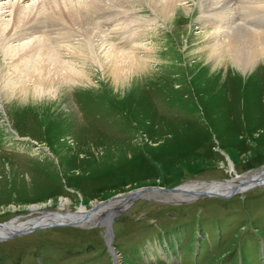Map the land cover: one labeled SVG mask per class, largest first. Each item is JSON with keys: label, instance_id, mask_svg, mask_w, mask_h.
<instances>
[{"label": "rangeland", "instance_id": "obj_1", "mask_svg": "<svg viewBox=\"0 0 264 264\" xmlns=\"http://www.w3.org/2000/svg\"><path fill=\"white\" fill-rule=\"evenodd\" d=\"M202 1H186L190 10L175 19L179 30L171 35L146 0H135L137 14L151 19L137 33H113L111 24L119 19L105 16L103 27H109L111 39L124 51L137 48L135 57L151 68H128L121 73L122 88L84 58L81 48L88 47L91 34L94 42L98 39L96 31L85 40L79 33L73 39L64 35L61 60L83 65L92 80L59 91L64 100L57 108L74 109L86 121L77 130L56 112L53 97L28 105L13 103L9 95L8 106L7 98H0V222L18 218V224L42 211L72 213L145 185L227 180L264 164V64L259 63L256 78L232 69L226 77L225 72L211 76L204 66L211 48L203 50L210 39L203 37L213 28L201 19ZM230 5L234 16L214 13L217 23L252 28L264 22V0H231ZM8 10L1 20H9ZM29 38L17 36L6 44L18 46ZM2 52L0 65L5 63ZM33 205L38 212L29 210ZM110 225L117 264H264V185L228 197L202 194L178 202L139 197ZM0 264L113 261L103 224L63 223L0 240Z\"/></svg>", "mask_w": 264, "mask_h": 264}, {"label": "bare ground", "instance_id": "obj_2", "mask_svg": "<svg viewBox=\"0 0 264 264\" xmlns=\"http://www.w3.org/2000/svg\"><path fill=\"white\" fill-rule=\"evenodd\" d=\"M146 1L152 13L162 18L168 24L170 27V35L172 33L175 34L174 32L179 30L178 27L174 26L175 19L177 18L176 20H178L180 17H184L190 10L189 6L186 5V1L189 0ZM220 2L222 6L216 7ZM230 2L231 0L202 1L203 11L200 14L201 19L211 23L213 28L212 33H205L206 35L203 37L204 40L207 37L211 41H208L203 46V50L211 48L204 57L207 62L204 66L212 74L211 76L217 75V73L222 75L225 72L224 75L226 77L228 70L232 69L234 72H239V74H249V77L256 78L261 67L259 63L264 64V61L259 62L264 59V22L257 21V25L252 28L241 23H236L235 25L233 22L226 23L225 21L217 23L216 17L212 14L220 13L223 15L226 13V18L233 15ZM245 3L249 2L246 1ZM227 4L229 5L224 9ZM8 7L9 13L7 15L11 16L8 18L9 20H1L2 17L0 18V48L3 50L2 53L5 62L4 65H0V98L2 101L3 97L4 99L7 98V106L12 102L10 99L8 100L9 95L15 97L16 101H13V103L18 102L21 104V101H23L28 105L39 97H53L56 106L54 105L55 103L52 105L56 107V112L63 115V118L66 116L70 120L69 124L70 127H73V130H77L80 128L79 126L85 125L86 121L81 119V117H77V112L74 109L69 108L64 110V106L59 109L57 108L64 100V95L59 93L61 88H63L62 86L66 87L77 82L85 83V85L92 83V80L89 79L90 73L81 68L83 65L76 67L77 64L75 66L72 62L69 63L61 60L62 53L59 49V41L65 40L64 35H67L68 39H70L73 34L79 33L84 36L83 39H88L89 34L96 31L97 33H94L98 36V39L94 42L95 39L91 34V39L89 38V42H87L88 47H85L86 49L81 48L84 58L86 56L85 59H90L89 61L92 60V63L98 64L100 71H103V76L108 75L111 77V83L117 88H122L121 86L124 83L120 81L121 73L126 72L128 68V71L134 69L138 72L151 69L149 65L140 62L136 58L137 56L135 57L137 48L130 47L129 50L124 51V48H120L109 36L111 33V30L107 32L109 27L107 29L103 27L105 21L109 19L105 16H109L110 19L113 17L114 22L116 20L115 18L118 17L119 21L116 22L118 24H111L112 31H115L113 33H118V35L127 29H133L134 33H137L141 28L145 27L143 24H146L151 19L149 18L146 21L137 14L139 12L135 9V0H30V2L27 0H6L0 2V16L4 14V9ZM258 23L262 25L261 28ZM258 27L259 30L261 29V32L257 31ZM21 35H28L30 38L18 46L10 44L11 46L9 45V47L6 44L10 42L8 40L17 36L21 37ZM110 45L112 48H107ZM201 58L203 59V57ZM156 61L160 62L164 61V59H158ZM142 78H145V76H142ZM143 81L145 82L146 80ZM105 104L107 103L105 102ZM19 106L21 107L22 105ZM104 110L106 111L107 108ZM263 171L264 167L236 175L227 180L185 182L179 185L181 190L177 192L160 193L156 191H145L143 193L146 196L158 197L161 195L166 198H184L201 195L210 190L223 191L237 184H243V189H246L251 185H255L249 183H254L255 181L259 183L264 182ZM115 197L107 203L111 209L117 207L119 203L129 200V197L126 199L124 197L120 198L119 196ZM122 198L124 199L123 201ZM64 203L65 199L61 201L62 207ZM38 209L39 207L36 205L29 207V210L35 212H38ZM82 209L83 207L72 213L67 212L63 214L62 212L46 211L44 215H42V211V214L40 213V215L34 218L32 217V219L29 218V220L27 219V221L18 224L16 223L18 222L16 220H19L18 218L0 222V237L13 230L25 229L33 227L34 225L37 226L32 229L42 226H54V222L58 224L60 220L80 216L82 213L79 210ZM95 212L93 211V213ZM93 213L90 215H94ZM58 218L60 219L57 220ZM30 230L29 228L23 232Z\"/></svg>", "mask_w": 264, "mask_h": 264}, {"label": "water", "instance_id": "obj_3", "mask_svg": "<svg viewBox=\"0 0 264 264\" xmlns=\"http://www.w3.org/2000/svg\"><path fill=\"white\" fill-rule=\"evenodd\" d=\"M263 167H264V164H262L258 167H255V168H251L249 170H252V169L258 170V169H262ZM191 180H198V179H187V180L182 181L181 183H185V182L191 181ZM201 181H211V180H201ZM249 184L264 185V182L259 183V182L255 181L254 183H249ZM240 185H242V186H240ZM243 188H244L243 184H237V185H232L223 191L210 190L207 193H202V194L206 195V196L216 195V196L228 197V196L232 195L233 193H235L236 191L242 190ZM178 190L179 191L181 190V188H179V183L176 185L170 186V187H164L161 185L140 186V187L134 188L133 190L125 191V192L118 194L120 198L124 197V199H126L127 197H129V200L123 201L124 199L122 198L123 202L119 203L118 206L114 207L113 209L109 208V205H107V203L110 202L113 198H116L115 196H118V195H111V196L106 197L104 199L92 201L88 207H86V208L83 207L82 210H79V212L82 213L80 216H78L76 218L72 217L71 219L60 220L58 222V224H63V223L65 224L66 223V224H75V225H84V226H91L93 224H95V225L103 224L104 225V237H105V241H106L107 250L113 259V264H117L116 250L114 249V247L111 243L112 232H111L110 223H111L112 217L115 214H117L118 212H120L121 210H123L124 208H126L127 206H129L136 198H139V197H148L150 199L151 198L152 199H159L161 201L178 202V201L191 200V199H194V198L199 196V195H196V196H189V197H184V198H166V197H163L161 195H159L158 197L149 196V195L146 196L143 193L145 191H150V192L156 191V192H160V193H171V192H177ZM93 211H96V212L93 213ZM91 213H93L94 215L91 216L90 215ZM82 223H86V224H82ZM50 224H52V223H50ZM54 224H56V222H54ZM35 226H37V225H34L33 227H35ZM33 227H28V228L20 229V230H13L9 233H6L4 236H1L0 239H2V238L5 239V238H7L13 234L19 233V232L22 233L23 231L28 230L29 228L32 229Z\"/></svg>", "mask_w": 264, "mask_h": 264}]
</instances>
